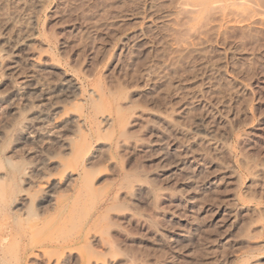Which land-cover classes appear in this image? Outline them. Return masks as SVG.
<instances>
[{
  "label": "rangeland",
  "instance_id": "rangeland-1",
  "mask_svg": "<svg viewBox=\"0 0 264 264\" xmlns=\"http://www.w3.org/2000/svg\"><path fill=\"white\" fill-rule=\"evenodd\" d=\"M263 67L264 0H0V264H264Z\"/></svg>",
  "mask_w": 264,
  "mask_h": 264
},
{
  "label": "bare ground",
  "instance_id": "bare-ground-1",
  "mask_svg": "<svg viewBox=\"0 0 264 264\" xmlns=\"http://www.w3.org/2000/svg\"><path fill=\"white\" fill-rule=\"evenodd\" d=\"M236 36H237V34H236ZM241 38V37H240ZM244 38V37H243ZM228 39V38H227ZM250 39V38H249ZM226 40V39H225ZM249 42V41H248ZM242 43V42H241ZM240 47V46H239ZM207 49V48H206ZM227 49V48H226ZM168 51V50H167ZM196 51V50H195ZM207 51V50H206ZM232 53V52H231ZM221 54V53H220ZM233 56V55H232ZM182 57V56H181ZM187 57V56H186ZM259 57V56H258ZM168 58V57H167ZM194 59V58H193ZM219 59V58H218ZM165 60V59H164ZM176 60V59H175ZM209 60V59H208ZM239 60V59H238ZM167 61V60H166ZM170 61H171V59H170ZM191 62V61H190ZM163 63H164V61H163ZM186 64V63H185ZM240 64V63H239ZM249 64V63H248ZM190 65H192V64H190ZM255 65V64H254ZM170 66V65H169ZM193 66V65H192ZM196 66V65H195ZM204 66V65H203ZM233 66V65H232ZM253 66V65H252ZM172 67V66H171ZM184 67V66H183ZM186 67V66H185ZM192 68V67H191ZM197 68V67H196ZM264 68V67H263ZM260 69V68H259ZM185 70V69H184ZM236 70V69H235ZM252 70V69H251ZM165 71H167V70H165ZM198 71V70H197ZM177 72V71H176ZM161 73V72H160ZM182 74V73H181ZM190 74H192V73H190ZM177 75V74H176ZM165 76V75H164ZM198 76V75H197ZM131 77V76H130ZM171 77V76H170ZM179 77H181L180 75H179ZM177 78V77H176ZM183 78V77H182ZM217 78V77H216ZM136 79V78H135ZM157 80V79H156ZM216 80V79H215ZM129 81V80H128ZM161 81V80H160ZM184 81V80H183ZM198 81V80H197ZM175 83V82H174ZM130 84V83H129ZM216 84V83H215ZM221 84V83H220ZM205 85V84H204ZM217 85V84H216ZM166 86V85H165ZM196 86V85H195ZM230 86V85H229ZM161 88V87H160ZM179 89V88H178ZM187 89V88H186ZM193 89V88H192ZM231 90V89H230ZM114 91H116V90H114ZM211 91V90H210ZM172 93V92H171ZM175 93V92H174ZM191 93V92H190ZM155 94V93H154ZM153 95V94H152ZM160 95V94H159ZM159 95H157V96H159ZM187 95V94H186ZM195 95V94H194ZM163 96V95H162ZM199 96V95H198ZM210 96V95H209ZM168 98V97H167ZM151 99V98H150ZM194 99V98H193ZM220 99V98H219ZM127 100V99H126ZM166 100V99H165ZM231 100V99H230ZM131 101V100H130ZM174 101V100H173ZM215 101V100H214ZM94 102H96V100L94 101ZM227 103H228V101H227ZM129 104V103H128ZM53 105V104H52ZM90 105V104H89ZM127 105V104H126ZM154 105V104H153ZM166 106V105H165ZM51 107V106H50ZM118 107V106H117ZM53 108V107H52ZM239 108V107H238ZM118 109H119V107H118ZM162 109V108H161ZM200 109V108H199ZM43 110V109H42ZM45 110V109H44ZM127 110H129V109H127ZM191 110V109H190ZM234 110V109H233ZM39 112V111H38ZM42 113V112H41ZM40 113V114H41ZM47 113V112H46ZM186 114V113H185ZM236 114V113H235ZM38 115V114H37ZM226 115V114H225ZM192 116V115H191ZM43 117V116H42ZM67 117V116H66ZM76 117V116H75ZM88 117V116H87ZM86 117V118H87ZM171 117V116H170ZM186 117H188V116H186ZM190 117V116H189ZM197 117V116H196ZM235 117V116H234ZM38 118V117H37ZM44 118H46V116L44 117ZM43 118V119H44ZM71 118V117H70ZM73 118H74V116H73ZM91 118V117H90ZM237 118V117H236ZM42 119V118H41ZM66 119V118H65ZM76 119V118H75ZM185 119V118H184ZM189 120H190V118H189ZM69 121V120H68ZM63 123H65V122H63ZM205 123V122H204ZM244 123V122H243ZM247 123V122H246ZM208 124H210V123H208ZM81 125V124H80ZM127 125V124H126ZM162 125V124H161ZM169 125V124H168ZM176 125V124H175ZM221 125V124H220ZM82 126V125H81ZM92 126V125H91ZM90 126V127H91ZM108 126V125H107ZM181 126V125H180ZM183 126V125H182ZM206 126V125H205ZM224 126V125H223ZM73 128V127H72ZM78 128V127H77ZM187 128V127H186ZM70 129V128H69ZM78 129H80V128H78ZM102 129V128H101ZM181 129V128H180ZM93 130V129H92ZM167 130V129H166ZM171 130V129H170ZM126 131V130H125ZM169 132V131H168ZM185 132V131H184ZM174 133V132H173ZM119 134H120V132H119ZM125 134L126 133H124V132H122L120 135L121 136H125ZM172 134V133H171ZM170 134V135H171ZM160 135V134H159ZM224 135V134H223ZM173 136V135H172ZM176 136V135H175ZM193 136V135H192ZM179 137V136H178ZM214 137H215V135H214ZM195 138V137H194ZM166 139V138H165ZM173 139V138H172ZM177 139V138H176ZM183 140V139H182ZM211 141V140H210ZM160 142V141H159ZM167 142V141H166ZM119 142H117V144H118ZM166 144V143H165ZM116 146H118V145H116ZM179 146V145H178ZM188 147V146H187ZM134 149V148H133ZM178 149V148H177ZM188 149H190V148H188ZM204 149V148H203ZM162 151V150H161ZM165 151V150H164ZM244 151V150H243ZM206 152V151H205ZM177 153V152H176ZM185 153V152H184ZM175 155V154H174ZM179 155V154H178ZM184 155V154H183ZM133 156V155H132ZM166 156H167V152H166ZM246 156V155H245ZM248 156V155H247ZM162 157V156H161ZM160 158V157H159ZM164 158H166V157H164ZM207 158V157H206ZM245 158V157H244ZM251 158V157H250ZM163 159V158H162ZM172 159V158H171ZM182 160V159H181ZM170 161V160H169ZM134 162V161H133ZM166 162V161H165ZM160 165V164H159ZM185 165V164H184ZM137 166V165H136ZM184 168V167H183ZM141 169V168H140ZM247 169H249V167L247 168ZM93 171V170H92ZM203 171V170H202ZM94 172V171H93ZM137 172V171H136ZM255 173V172H254ZM115 176V175H114ZM145 176V175H144ZM189 176V175H188ZM122 182L119 184L120 185V187L121 188H124V189H126V190H128L129 192H128V194H129V196H134V193H133V191H130L131 190V188H132V183H133V181L135 180V179H133L132 177H131V175H129L128 173H123V176H122ZM150 178V177H149ZM154 178V177H153ZM263 179V178H262ZM155 180V179H154ZM157 180V179H156ZM264 180V179H263ZM153 181V180H152ZM147 182V181H146ZM156 182V181H155ZM159 183V182H158ZM152 184V183H151ZM135 186V185H134ZM153 186H157V185H153ZM192 186V185H191ZM191 186H189V187H191ZM137 187V186H136ZM135 187V188H136ZM148 188V187H147ZM146 188V189H147ZM169 189V188H168ZM150 190V189H149ZM146 191V190H145ZM144 191V192H145ZM149 192V191H148ZM151 192H152V189H151ZM150 192V193H151ZM245 193V192H244ZM139 194V193H138ZM144 194V193H143ZM125 195V194H124ZM147 195V194H146ZM150 195V194H149ZM263 195V194H262ZM118 196V195H117ZM117 196H114L113 197V204H111V206L107 209L108 211H110V210H120L121 208H125V205L122 203V202H117V199L118 198H116ZM257 196H259V195H257ZM128 197V196H127ZM137 197V196H136ZM151 197V196H150ZM255 197V196H254ZM121 198V197H120ZM119 198V199H120ZM124 198V197H123ZM258 198V197H257ZM122 199V198H121ZM196 199V198H195ZM126 200V199H125ZM150 200V199H149ZM129 201V200H128ZM133 201V200H132ZM131 199H130V204H131ZM145 201V200H144ZM152 201V200H151ZM128 202V203H129ZM134 202V201H133ZM193 202V201H192ZM135 203V202H134ZM133 203V204H134ZM136 204V203H135ZM153 205H154V203H153ZM136 206H137V204H136ZM137 207H135V209H136ZM133 209V208H132ZM138 210V209H137ZM140 215V214H139ZM255 215V214H254ZM108 217V215H107V213L106 214H104V218H106V219H108L107 218ZM149 217V216H148ZM254 218V217H253ZM261 218V217H260ZM110 219V218H109ZM154 219V218H153ZM256 220V219H255ZM109 221V220H108ZM111 222V221H110ZM118 222V221H117ZM92 223H94V221L92 222ZM249 224V223H248ZM245 226V225H244ZM151 227V226H150ZM245 228V227H244ZM105 233L107 234V236H109V227L108 226H106L105 227ZM112 230V229H111ZM17 231V230H16ZM102 232L104 233V231L102 230ZM189 232H191V231H189ZM15 234V233H14ZM79 236V237H78ZM77 237H76V239L78 240V239H80V236H81V239L80 240H82V242L83 241H86V239L82 236V235H78ZM111 236H112V233H111ZM3 237V236H2ZM113 237V236H112ZM7 237H5V239H6ZM5 241V240H4ZM79 241V240H78ZM90 241V240H89ZM99 241V240H98ZM1 242V241H0ZM81 242V241H80ZM176 242V241H175ZM89 243V242H88ZM90 243H92V242H90ZM104 243V242H103ZM97 244H99V243H97ZM104 244H106V243H104ZM113 245H115V244H113ZM249 245V244H248ZM90 247L91 246V244L90 245H87V247ZM112 245L111 244H109V247H111ZM251 246V245H250ZM254 246V245H253ZM91 248V247H90ZM86 249H88V248H86ZM214 250V249H213ZM212 250V251H213ZM254 250V249H253ZM260 250H262V249H260ZM91 251H93V250H91ZM252 251V250H251ZM250 251V252H251ZM96 253V252H95ZM244 254V253H243ZM253 256V255H252ZM10 262V261H9ZM260 262V261H259ZM252 263V262H251ZM256 263V262H255ZM245 264V263H244Z\"/></svg>",
  "mask_w": 264,
  "mask_h": 264
}]
</instances>
